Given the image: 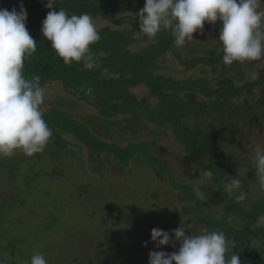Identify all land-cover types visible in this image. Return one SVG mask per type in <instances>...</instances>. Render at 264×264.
I'll return each instance as SVG.
<instances>
[{
  "label": "trees",
  "instance_id": "16d2710c",
  "mask_svg": "<svg viewBox=\"0 0 264 264\" xmlns=\"http://www.w3.org/2000/svg\"><path fill=\"white\" fill-rule=\"evenodd\" d=\"M21 3L27 11L26 27L37 43L35 53L25 61V76L30 79L39 75L42 86L59 83L68 95L79 97L95 110V113L75 116L65 108L67 97L54 99L44 114L53 131L50 139H53L54 146L64 150L67 145L64 137H72L78 150L87 152L86 158L90 164L97 163L104 156L110 160L114 164L112 176H116L123 185H128L124 173L132 170L130 166L150 169L166 176L170 188L179 193L178 202L182 203L187 198L192 203L191 210L198 213L193 222L202 228L188 229L186 235L199 234L205 228L221 230L229 240V256L233 249L234 253L239 254L242 264H264V228L252 227L257 216L264 213V198L249 203L236 202L234 196L225 190V184L232 177L238 178L237 173L232 176L228 174L232 171L227 163L230 160L227 153H232L231 147L236 140L233 138L237 133L235 122H246L251 115L264 108V66L255 71L258 74L255 79L251 75L253 66L260 62L264 64V59L225 65L222 44L218 40L222 26L219 21L216 24L205 23L203 33H194V41L183 48L174 47V38L169 31H161L153 42L139 31L138 13L144 7L145 0H55V11L64 9L69 15L87 13L93 19H101L112 25L98 29L101 39L91 46V51L99 56L101 68L85 70L82 64L75 62L71 66L65 65L51 48V43L43 37L42 22L49 11L44 0H0V8L19 11ZM134 36L140 37L136 43L141 41L144 46L133 48ZM168 56L183 72L192 74L182 78L163 73L161 65ZM244 67L250 71L249 77L245 75ZM103 68L118 74V78L101 76ZM139 86L147 91L142 98L131 91ZM88 88L92 89L91 94H87ZM118 116L151 124L156 135L171 132L191 165L189 170L194 168L202 174L205 170L213 171V177L206 178L200 186L208 199L202 200L192 185L179 182L168 164L153 154L148 142H129L125 146L115 142L118 136L114 133H119L115 125ZM100 122H103L104 128L98 125ZM113 124L115 126L109 130L106 128ZM131 130L125 128L123 132L122 126L120 131L127 134ZM108 139L111 142H107ZM46 156L51 160L47 151ZM34 158L40 161L43 155L35 154ZM26 161L27 158L19 162L24 164ZM142 168L137 169L143 172ZM16 170L9 167L11 180L16 177ZM93 170L101 176L100 182L104 184L106 178L99 168ZM239 178L246 192V200H249L252 193L249 182L243 177ZM89 191L88 185H82L76 186L73 192L75 196V193L78 194L77 199L80 200ZM98 191L93 189L90 193L101 195ZM153 198L161 200L156 193L151 196ZM178 202L172 205L174 207H164L163 213L178 218L176 220H180V215L193 213ZM116 204L113 199L106 203L105 215L101 211L97 216L100 223H108V217L114 212L124 214ZM7 205L8 202L3 200L0 207ZM178 207L179 211H175ZM210 207H213V211ZM116 216L110 221V230L105 238L114 243L103 252H94L93 247L90 248L88 255L94 259L93 264H148L150 251H178L179 243L174 251H166L151 243L147 234L138 237L141 224L148 218L145 215L139 214L135 220L132 219L134 224L129 229L123 227L126 219L117 221ZM113 226H118V231L113 233ZM86 258L85 255H77L73 262L89 264Z\"/></svg>",
  "mask_w": 264,
  "mask_h": 264
},
{
  "label": "rangeland",
  "instance_id": "374dc122",
  "mask_svg": "<svg viewBox=\"0 0 264 264\" xmlns=\"http://www.w3.org/2000/svg\"><path fill=\"white\" fill-rule=\"evenodd\" d=\"M44 1L46 2V0ZM94 21L98 29L112 27L107 21L101 19H94ZM139 38L134 36L133 48L143 45L141 41L139 44L136 43ZM262 66L264 64L261 62L255 64L251 72L255 74V71L261 69ZM161 68L163 73L175 77L183 78L192 74L183 72L171 56L166 58ZM244 72L247 77L250 76L247 67H244ZM45 87L47 88L45 109L53 104L54 99L67 97L65 108L68 112L79 117L95 113L94 108L82 102L79 97L68 95L61 84L50 83ZM131 91L139 98L147 95L146 89L142 86ZM256 93L260 94V91ZM251 98L253 99V96ZM116 119L115 125L119 129V133H114L118 136L115 138V142L122 146L135 141L148 142L153 154L168 164L176 179L179 182L192 185L194 191L199 195L200 186L203 185L206 177L194 168L188 169L191 165L181 148L176 144L171 132L166 131L156 135L153 132V126L140 123V119L134 121L128 116H118ZM91 123L93 125V121ZM98 125H102L103 128L105 126L103 122ZM115 125H108L106 128L109 130L111 126ZM235 125L237 133L233 136L234 139L236 138L231 147L233 151L229 152L230 154L227 153L230 155V160L227 163L232 171V173L228 172L231 176L236 173L238 175L241 159L244 156L251 158L254 155V147L258 143L264 144V108L251 115L246 122H235ZM122 126L123 132L125 128L132 129L131 132L121 133ZM135 131L138 133H134ZM103 135L108 137L106 133ZM98 136L104 138L101 135ZM119 136L122 137L119 138ZM64 138L67 144L64 150H58L54 146L53 139H50L44 151L39 153L43 155V159L40 161L35 160V155L28 157L20 150H17L11 157H0V164L4 163L2 172H0V204L3 200L8 202L6 207H0V264H25V262L30 264L31 257L37 253L44 255L47 264H74L73 260L77 255L87 256L86 260L89 264L95 263L94 259L88 255L90 248L93 247L94 252L101 250L103 252L106 247L109 248L114 243L113 240L106 241L105 238L110 230V221L117 215L116 212L108 217V223H106L107 221L100 223L97 218L101 211L105 215L104 213L107 212L106 203L112 199L118 203L116 204L118 210H122L124 213L116 216L117 221L126 219L123 227L127 229L132 227L134 224L132 219L135 220L139 214L148 217L147 221L141 224L137 235L139 237L143 233L147 234L150 242L153 228H159L169 233L179 227L184 228L186 232L188 229L200 230L202 228L193 222L198 217V213L191 210L192 203L187 198V201L178 202L179 193L170 188L166 176L156 174L150 169L142 167H134V169L133 166H130L132 170L124 173L128 185H123L116 176H112L111 171L114 164L105 156L97 163L90 164L86 158L87 152L79 151L75 146L76 141L72 137L65 136ZM106 141L111 142L109 139ZM46 151L51 160L47 158ZM78 157L80 159H77ZM26 158L28 161L24 164L19 162ZM9 167L18 169L15 173L16 177L12 180ZM94 168H99L100 173L106 178L104 184L100 182L101 176L94 172ZM137 168H142L144 171L140 172ZM243 178L249 182L252 193L249 195V200L245 199L242 202L249 203L257 198H264V189H261L256 182L255 169L249 165ZM82 185H88L90 191L99 190L101 195H92L89 191L86 196L78 200V194L75 193L78 196L76 197L73 191L76 186ZM154 192L161 198L160 201L151 199ZM2 196H5L4 199ZM177 202L188 212L193 213L180 215V220L163 213L164 207H170ZM131 207H134L133 210ZM179 209L178 207L175 211H179ZM210 209L212 210L213 207ZM112 230L113 233L118 231V226H113ZM133 239H135V235ZM98 243H100L99 246H97ZM162 249L174 251L176 247L169 245Z\"/></svg>",
  "mask_w": 264,
  "mask_h": 264
},
{
  "label": "clouds",
  "instance_id": "9594fccd",
  "mask_svg": "<svg viewBox=\"0 0 264 264\" xmlns=\"http://www.w3.org/2000/svg\"><path fill=\"white\" fill-rule=\"evenodd\" d=\"M55 0H46L49 9L42 22L41 32L65 65L82 64L85 70L100 69L99 56L91 46L101 39L93 17L87 13L71 14L64 9L53 10ZM139 31L155 42L161 31H169L174 47L190 44L194 33L202 34L205 23H221L219 41L223 49V63L252 62L264 59V0H145L138 13ZM27 11L23 3L19 11L0 8V157H11L17 150L32 157L42 153L53 136L44 119L47 88L39 75L27 78L26 59L36 51V41L27 27ZM258 74H253L255 79ZM101 76L118 78L107 68ZM92 89H87L91 94ZM254 155L241 159L238 178L225 184V190L236 202L246 199L239 177H244L248 166L255 169L256 182L264 189V144L258 143ZM212 170L203 176L211 179ZM202 200L208 199L199 191ZM254 229L264 228V213L257 216ZM174 237V239H173ZM151 242L157 248L179 243L178 251H150L148 264H242L233 249L230 256L229 240L221 230L203 229L199 234L186 235L182 227L171 233L159 228L151 230ZM147 242H145V245ZM234 248V247H233ZM29 264V262H25ZM30 264H47L43 254L31 257Z\"/></svg>",
  "mask_w": 264,
  "mask_h": 264
}]
</instances>
